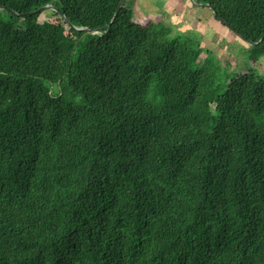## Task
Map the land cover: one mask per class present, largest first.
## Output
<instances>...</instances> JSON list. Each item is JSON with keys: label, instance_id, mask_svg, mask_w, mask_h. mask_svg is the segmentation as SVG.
I'll return each mask as SVG.
<instances>
[{"label": "trees", "instance_id": "trees-1", "mask_svg": "<svg viewBox=\"0 0 264 264\" xmlns=\"http://www.w3.org/2000/svg\"><path fill=\"white\" fill-rule=\"evenodd\" d=\"M120 1L0 0V264H264V74ZM195 1L264 54V0Z\"/></svg>", "mask_w": 264, "mask_h": 264}, {"label": "crops", "instance_id": "crops-1", "mask_svg": "<svg viewBox=\"0 0 264 264\" xmlns=\"http://www.w3.org/2000/svg\"><path fill=\"white\" fill-rule=\"evenodd\" d=\"M190 6L203 10V12H195L197 14H194L192 10L191 12H188V9H192ZM135 16H137V18H141L140 21L151 18L155 23H162L165 20L166 23L169 22L173 25L178 22V24H180L181 33L187 34L195 30L200 34L202 43L198 44L192 37H190V34L182 36V34L178 32L181 35L180 38L182 41L187 42V40L190 39L191 42L188 43H193L201 50L200 58L203 57V54H205V58L206 54L215 52L218 60L226 58L224 67L227 69L228 66L232 69V66L238 67V65L243 64V61L233 58L230 54H227L225 47L218 48L215 46L216 44H214L213 38L216 34L220 35L221 38L219 39V42L221 44L224 42L223 39H225L224 37L226 36L224 32L226 30L230 32L232 31L224 26L220 21L216 20L209 8L196 5L190 0H183L182 3L181 0H134L133 17ZM233 34L239 41L247 44L235 33ZM253 70L259 74L264 73V54L253 64ZM247 71L248 70H246V72ZM235 74L237 75V73ZM238 74L242 75L241 73Z\"/></svg>", "mask_w": 264, "mask_h": 264}, {"label": "rangeland", "instance_id": "rangeland-1", "mask_svg": "<svg viewBox=\"0 0 264 264\" xmlns=\"http://www.w3.org/2000/svg\"><path fill=\"white\" fill-rule=\"evenodd\" d=\"M183 0H181V3H182ZM192 1V0H190ZM129 2V4H134V0H127V3ZM193 2V1H192ZM192 9H188L187 11L188 12H191V10L194 12V14H197L198 12H203V10H200V9H197L195 8L194 6H190ZM197 12V13H195ZM135 21L137 22H146V21H152L151 18L149 19H145L143 21H140L141 18H137V16H135L133 18ZM161 19H164V18H161ZM38 21L39 23H51L53 25H56V26H59V27H62L64 28L65 30H67V26L63 20V18L58 15L54 10L52 9H47L45 11H43L42 13H40L39 17H38ZM163 25V27H169L172 29V35H176L178 34L179 36H181L178 32H180V24H178V22H176L175 24L171 25L169 22L166 23L165 20L161 23ZM67 32V31H66ZM181 33V32H180ZM182 36H185L187 34H190V37L193 38V40L200 44L202 43V38H200V34L193 30L187 34H184V33H181ZM224 34L226 35L223 39V43L220 44L219 42V39L221 38L220 35L216 34L213 38V42L214 44H216L215 46L216 47H220V48H223L225 47V50H226V53L227 54H230L233 58H237L241 61H243V64L242 65H238V67L236 66H232V69H230V67L228 66V69L226 70L228 73H231V74H235L237 73V75H239L238 73H241L243 74L244 72H246V70H249V69H252L253 68V63L250 59V56H251V53H252V49L250 47V45L248 44H245L241 41H239L235 35L233 34V32H230L228 30H226L224 32ZM187 42H191L190 39L187 40ZM220 45V46H219ZM204 50V49H203ZM204 56L205 54H203V57L201 58V60L203 59L204 60ZM209 56L211 57L212 59H214V61L218 62L220 68L222 70L225 69V63H226V58H221L220 60L217 59L216 57V53L215 52H212L211 54H206V57ZM205 57V58H206ZM235 72V73H233ZM264 74V73H263ZM236 75V74H235Z\"/></svg>", "mask_w": 264, "mask_h": 264}, {"label": "water", "instance_id": "water-1", "mask_svg": "<svg viewBox=\"0 0 264 264\" xmlns=\"http://www.w3.org/2000/svg\"><path fill=\"white\" fill-rule=\"evenodd\" d=\"M196 5H199V6H202V7H206V8H209L210 9V7L208 6V5H202V4H199L197 1H195V0H192ZM124 2H125V0H121L120 1V3H119V5H118V8H117V10H116V12H115V14H114V17H116L117 16V14L119 13V11H120V9H121V7L123 6V4H124ZM47 9H52V10H54V8L53 7H51V6H45V7H42L41 9H39V10H37L35 13H38V14H40V13H42L43 11H45V10H47ZM75 30H77V31H83L85 34H97L100 30H97V31H90V30H87V29H79V28H75ZM231 30V29H230ZM232 31V30H231ZM236 35L242 40V41H244V42H246V40L243 38V37H241V36H239L237 33H236ZM264 38V37H263ZM247 43V42H246ZM249 45H252L251 43H248Z\"/></svg>", "mask_w": 264, "mask_h": 264}]
</instances>
